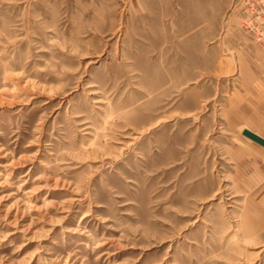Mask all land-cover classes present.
<instances>
[{"label": "rangeland", "instance_id": "obj_1", "mask_svg": "<svg viewBox=\"0 0 264 264\" xmlns=\"http://www.w3.org/2000/svg\"><path fill=\"white\" fill-rule=\"evenodd\" d=\"M262 4L0 0V264H264Z\"/></svg>", "mask_w": 264, "mask_h": 264}, {"label": "crops", "instance_id": "obj_2", "mask_svg": "<svg viewBox=\"0 0 264 264\" xmlns=\"http://www.w3.org/2000/svg\"><path fill=\"white\" fill-rule=\"evenodd\" d=\"M249 64L252 67L255 65L253 71H259L257 73H252V77L249 79L250 82L248 83L249 86H251L249 90L252 91V86L255 88L251 93V96L255 99H251V97L250 99L256 101L257 105L252 112H254L255 117H264V63H253L250 60ZM249 154L253 157L254 155H256V157H264V145L253 140L249 146Z\"/></svg>", "mask_w": 264, "mask_h": 264}, {"label": "built area", "instance_id": "obj_3", "mask_svg": "<svg viewBox=\"0 0 264 264\" xmlns=\"http://www.w3.org/2000/svg\"><path fill=\"white\" fill-rule=\"evenodd\" d=\"M263 8L260 7L259 9H255V10L250 9L245 15H243L242 23L246 31L264 49V9Z\"/></svg>", "mask_w": 264, "mask_h": 264}, {"label": "water", "instance_id": "obj_4", "mask_svg": "<svg viewBox=\"0 0 264 264\" xmlns=\"http://www.w3.org/2000/svg\"><path fill=\"white\" fill-rule=\"evenodd\" d=\"M246 135H248L250 138H252L253 140L257 141L258 143L264 145V139L258 135H256L254 132L252 131H246L245 132Z\"/></svg>", "mask_w": 264, "mask_h": 264}, {"label": "bare ground", "instance_id": "obj_5", "mask_svg": "<svg viewBox=\"0 0 264 264\" xmlns=\"http://www.w3.org/2000/svg\"><path fill=\"white\" fill-rule=\"evenodd\" d=\"M260 135V134H259ZM261 137V136H260Z\"/></svg>", "mask_w": 264, "mask_h": 264}]
</instances>
